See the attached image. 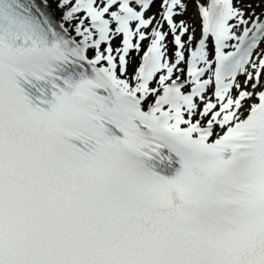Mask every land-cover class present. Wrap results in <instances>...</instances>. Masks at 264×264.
Listing matches in <instances>:
<instances>
[{
	"label": "snow or ice",
	"instance_id": "snow-or-ice-1",
	"mask_svg": "<svg viewBox=\"0 0 264 264\" xmlns=\"http://www.w3.org/2000/svg\"><path fill=\"white\" fill-rule=\"evenodd\" d=\"M0 264H264V0H0Z\"/></svg>",
	"mask_w": 264,
	"mask_h": 264
}]
</instances>
